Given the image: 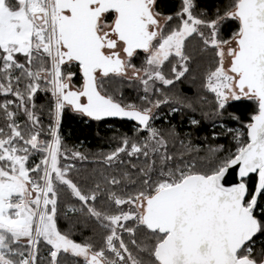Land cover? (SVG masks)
I'll return each mask as SVG.
<instances>
[{"label": "snow or ice", "instance_id": "1", "mask_svg": "<svg viewBox=\"0 0 264 264\" xmlns=\"http://www.w3.org/2000/svg\"><path fill=\"white\" fill-rule=\"evenodd\" d=\"M0 264H264V0H0Z\"/></svg>", "mask_w": 264, "mask_h": 264}, {"label": "trees", "instance_id": "2", "mask_svg": "<svg viewBox=\"0 0 264 264\" xmlns=\"http://www.w3.org/2000/svg\"><path fill=\"white\" fill-rule=\"evenodd\" d=\"M67 127H68L69 131H73L74 130L73 131V135L70 137V142H76V137L77 136H80L81 138H83V136L88 135L87 133L80 132L79 127L73 122H69ZM88 138H89V140H91L92 144L94 145L95 144V140L92 139V137L90 135H89Z\"/></svg>", "mask_w": 264, "mask_h": 264}]
</instances>
